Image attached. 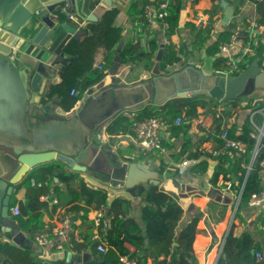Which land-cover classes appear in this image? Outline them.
<instances>
[{"label":"crops","instance_id":"0c3cea01","mask_svg":"<svg viewBox=\"0 0 264 264\" xmlns=\"http://www.w3.org/2000/svg\"><path fill=\"white\" fill-rule=\"evenodd\" d=\"M227 2L229 5L236 7L234 0ZM130 3L131 0H108L107 2L96 0L91 5V20L71 19L83 29V32L78 39L72 38L69 41L65 50L64 63L58 66L57 81L50 88L51 94H39L33 100V91L30 87H27L26 96L23 97L18 93V80H10L6 78L7 76L0 75V172L2 170L1 165L3 166V164L9 162L12 163V167H16L17 163L13 159L1 157L3 153H13L14 150L18 152L57 150L75 154L82 151L86 146H91L92 151L99 152L100 157L108 164H112V160L115 159L140 162L143 166L152 168L163 175L164 179L158 185L178 196L185 209L181 218L182 223L190 220L192 216L190 208L192 206L199 207L203 211V217L195 229L194 253L197 264H217L221 255H219L220 243L223 242L231 228L236 236H240L247 229H253V223L258 213L263 210L264 203L251 204L249 200V203L241 204L239 213L242 220L235 218L237 210L235 201L238 199V190L231 185L229 186L230 182L224 179L223 174L219 176L217 184L211 182L215 166L219 163L208 159L209 168L206 173L201 175L191 173L192 165L204 159L205 152L209 151L214 145L212 138L217 135L218 129L215 115L208 112L206 107L198 106L199 115L193 119L187 132L189 140L183 132L175 134L170 127L164 133L166 153L161 155L154 152L148 156L139 154V144L136 136L130 130L131 128L127 131L112 130L111 125L117 121L120 115L123 114L128 119L133 118L146 106L153 104L147 103L125 110L104 123L96 132L90 134L84 126L79 123L75 125L77 121L72 117L83 105L86 92L92 88L97 89L100 83L108 84L112 79L118 78L121 81L120 83L130 85L143 80L155 71L165 74L166 70L183 65L177 62L174 65H169L166 69H161L159 61L163 56L164 46L171 41L178 44L181 40H185L190 44L194 37L186 31H182L179 34H173L169 38L159 21L142 25L139 17L130 15ZM212 7L213 0H198L194 5L191 0H187L186 7L181 11L180 26H184L187 21L206 26L210 22V15L205 11ZM237 7L238 15L235 13L227 25L223 23L224 6L218 9L213 18L214 28L211 38L201 49L188 53V60L193 59L196 61V59H200L202 53L206 52L205 47L214 41L218 33L225 28H230L231 31L237 29L236 32L243 39L245 46H250L251 44L247 40L255 36V44L250 46L248 55L257 53L258 41L264 44V22L258 21V4L250 0H240ZM235 21L237 22L236 29L232 28ZM247 33L248 38H246ZM154 40L158 41L159 46L153 56L146 58L139 54L135 60H128L127 56L122 57V51L128 46V42L137 45L139 53L143 51L150 54V42ZM192 48L193 46L190 45V50ZM160 51H162L161 56H159ZM244 53L246 54L247 51L245 50ZM258 55L263 57L258 56L256 58H259V64L264 70V48L260 49ZM180 56L184 59V52ZM10 67L14 69L15 75H17L15 67L12 64ZM216 68L221 67L216 66ZM93 71L99 72L101 78L90 84L87 90L81 94L80 83L84 82L86 74ZM73 88L80 93L72 95L71 90ZM202 97L206 102L211 99L208 96ZM242 98L243 100L237 103L234 102V99L219 101L216 106V116L223 118L220 129L223 126L230 128L234 124L240 127L244 123L247 114L253 117L254 113L261 112V109L254 110V108H249L247 105L250 102L254 104L261 103L264 100V89H256L250 95ZM228 108H231L232 112L229 117L223 115L224 109ZM200 118L203 119V122H199ZM239 127L236 130L237 134L242 132ZM187 141L189 142L187 143ZM260 141V135H258L257 142ZM184 148V154H181ZM196 151L201 154L197 159L186 158L187 154ZM223 151H229V149L222 145L215 149L213 153H223ZM252 162L253 160H251L249 167ZM177 164H181V166L177 167ZM224 166L227 167L226 164ZM58 168L59 170L54 171L42 186V188L45 187L43 189L45 192L42 194H48L50 198L45 200L40 196V200L45 205L38 209L43 214L44 231L42 233L46 232L48 234L47 242L43 245L38 244L37 237L42 233L34 238L28 235L27 215L22 213L19 216H13L10 211L14 224L18 230L23 231L25 237L32 241L33 246L28 247L27 245L18 244L17 241L12 239L10 233L2 234L0 237V264H50L54 261H65L64 264H85L92 259L101 258L105 252L98 250L97 241L91 238L92 241L97 242L93 249L81 246L82 243H85V235L92 232L90 227L96 208H90L86 220L83 217V210L78 213L70 210L73 204L85 207L86 202L84 200L76 199L81 185L78 180L80 177L92 188L107 189L111 199L116 196L130 199L132 202L130 215L143 225L141 220L143 193L153 183H146L143 189H136L135 192H131L119 186H112L107 178L89 168L78 171L77 174L80 176L76 178L75 182H72L71 186L74 188V192L70 193L66 184L60 180L59 174L66 171L67 167L63 164ZM176 170L178 174L169 177V173ZM9 175L10 173L6 177H11ZM232 176V181L235 182L237 176L235 173ZM176 180L187 181L193 185H202L206 192L213 189L216 196L211 198L208 194H196L190 196L187 202H183L178 195V188L174 185ZM30 190V185L20 186L18 189L15 186L12 201L15 198L18 204H26ZM52 199H57L58 202L55 203ZM12 201L11 206L13 205ZM86 207L89 206L86 205ZM73 216H75V220H71ZM66 218L70 222L69 226L64 229L65 234L61 236L54 235L52 230L61 227ZM126 246L130 250L135 248L131 244H126ZM103 262L111 264L106 262L104 258L101 264ZM148 263L153 264V259L150 256Z\"/></svg>","mask_w":264,"mask_h":264},{"label":"trees","instance_id":"16d2710c","mask_svg":"<svg viewBox=\"0 0 264 264\" xmlns=\"http://www.w3.org/2000/svg\"><path fill=\"white\" fill-rule=\"evenodd\" d=\"M164 1H168L169 11V16L167 17L169 22V28L166 30L167 37L170 38L173 34L186 31L188 34H191L194 39L190 44L185 40H181L178 44L172 41L165 44L163 56L159 61L161 69H166L169 65H174L177 62L183 64L182 66L186 65L188 53H192L196 49H201V47L207 44L212 36L214 28V15L217 14L218 9L223 8L222 3L224 0H213V7L205 11L210 15V22L206 26L196 24L192 21H187L184 26H180L181 11L187 0H131L129 13L130 15L139 17L141 22L143 19L144 6L148 2L159 4ZM191 1L193 5L198 2V0ZM239 1L240 0H234V3H236L235 13L238 11L237 4ZM250 1H254L258 4V21L264 22V0ZM236 31L237 29L235 31H231L230 28L223 29L218 33L217 38L205 47V51L209 56L217 57L215 63L217 67H226L228 61V57L223 55L220 51V43L229 40L237 33ZM254 37L247 40L249 42L251 41L253 46L256 41V37ZM246 38H248V33L246 34ZM127 44L128 46L122 51V57L124 58L127 56L128 60H135L136 56L139 54L146 58L151 57L159 46L157 40L151 41V52L147 54L143 51L139 53L137 51L139 50L137 45L131 42ZM190 45L193 46L191 50ZM261 48H264V44L258 41L257 53L254 55L247 54L243 57L246 63H243V61L240 63L241 70L247 68L256 57L260 56L258 52H260ZM182 52H184V59L180 56ZM131 53L132 55L130 56ZM237 55H239V53ZM260 57L263 58L262 56ZM238 73V71L233 72V74ZM100 78L101 74L99 72L93 71L86 74L84 82L80 83L81 94L87 90L90 84L97 82ZM79 93L80 92H78V94ZM241 98L242 97L234 99V102H239ZM218 103V100L212 98L209 102H206L201 95L174 98L163 105H148L133 118L128 119L122 114L118 117L117 121L111 125V129L127 131L131 128L130 130H132L134 119H142L153 115H165L170 119L182 115L184 118L183 123L179 125L173 124L171 130L175 134L183 132L187 140H189L187 132L193 119L199 115L197 107H206L208 112L215 115V120L218 122L217 135L212 138L214 145L209 151L205 152V158L193 164L190 171L192 174L198 175L206 173L209 168L208 159H212L219 163L216 164L211 177L212 183L217 184L219 176L223 174L224 179L228 180L231 186L236 188L239 193L245 182L235 212V218L242 220V216L239 213L240 205L249 203L252 193L264 187V164L261 163V161L264 160V137L261 138L258 153L249 167L257 145V138L259 135L257 127H261L264 121V100L259 104L250 102L247 105V107H252L254 110L261 109V112L254 113L252 119L250 114H247L242 126L239 127L237 124H234L230 128L223 126L221 129L223 118L216 116V106ZM231 114V108L224 109V116L229 117ZM238 127L242 130L240 134L236 133ZM224 129L228 130L231 138L240 140L244 143L245 151L238 153L235 149H229V151H223V153H213L215 149L224 145V141L221 138V133ZM188 142L189 141H187V143ZM184 151L185 148L182 149L181 154H184ZM200 155L199 151H196L187 154L186 158L194 160ZM63 164L64 163L61 161L53 160L38 165L26 174L21 183L15 185L16 189L20 186L30 185L31 190L26 204L20 203L19 205L22 213L28 216L27 232L28 235L33 238L44 231V224L42 222L43 214L41 211H38V209L42 205H45V203H42L40 200L41 194L45 192L43 190L45 187L32 186L30 183L31 179L34 178L36 182L44 183L46 182L45 180H48V177H50L54 171L59 170L58 167H61ZM225 164L227 167L224 166ZM77 173L79 172L62 171L59 173L60 180L66 184L67 190L70 193L74 192V188L71 186L72 182H75L76 178L80 176ZM233 173L237 176L235 182L232 181ZM169 174V177H173L178 174V171H172ZM78 180L81 182V185L77 192L78 195L76 199L84 200L86 202L85 207L79 204H73L70 210L77 213L83 210V217L84 220H86L90 208L98 209L103 205L109 207L110 215L115 216L111 222L110 229L104 235V239L108 243L107 251L102 254L101 258L92 259L85 264H101L103 258L106 262L111 264H122L120 261L121 255H128L131 258H136L140 264H149L150 250L155 251L153 264H197V258L193 249V241L195 238L196 226L203 217V211L199 207L192 206L190 208L192 212L190 220L186 223H182L181 218L185 209L178 196L175 193L166 191L158 184H152L143 193L141 211L143 225H141V223L130 215L132 203L130 199L123 196H116L111 199L107 189L92 188L88 186L81 177ZM17 202L18 201L13 198L12 204H18ZM86 205L89 207H86ZM91 238L92 232L87 233L85 235V243H82L81 246L93 249L97 242L92 241ZM126 244L133 245L135 247L134 250H130ZM4 247L3 245V248ZM256 252H264V208L258 213L253 223V229H247L240 236H236L231 228L225 237L223 251L217 264H261L256 258ZM223 254H225V256H223ZM63 262L54 261L50 264H64Z\"/></svg>","mask_w":264,"mask_h":264},{"label":"water","instance_id":"95a60500","mask_svg":"<svg viewBox=\"0 0 264 264\" xmlns=\"http://www.w3.org/2000/svg\"><path fill=\"white\" fill-rule=\"evenodd\" d=\"M94 1L96 0H0V75L19 81L18 93L21 96H26L27 87L33 91V100L39 94H51L50 88L57 81L58 66L64 63L69 41L72 38L78 39L83 32L75 21L67 18L63 7L68 6L69 10L74 11L77 19L91 20V5ZM222 4L225 8L223 23L227 25L235 15V8L226 0ZM161 55L162 51L159 52V56ZM216 59L217 57L203 52L196 61L188 60L186 65L165 74L155 71L130 85L120 83L118 78L112 79L108 84L100 83L97 89L92 88L86 92L83 105L72 117L90 134L123 111L143 104L163 105L174 98L192 95L208 96L218 101L231 100L248 96L256 89H264V70L259 64V58H255L238 74H227L221 68H216ZM11 64L17 75L10 67ZM1 157H9L17 165L12 167L11 162L1 165L0 237L10 233L18 244L28 247H32L33 243L25 237L23 231L18 230L10 211L15 185L21 183L26 174L36 166L58 160L66 165V171L90 168L107 178L112 186L131 192L143 189L146 183L160 184L164 179L158 171L147 168L140 162L115 159L112 164H108L100 157L99 152L92 151L91 146H86L75 154L57 150H14L13 153H3ZM9 173L11 177L8 178L6 176ZM174 185L183 202L196 194H208L211 198L216 196L213 189L206 192L199 184L176 180ZM244 185L245 182L241 192ZM239 201L240 199L236 208ZM105 210L109 214V207ZM71 220H75V216ZM149 254L154 260L155 251L150 250Z\"/></svg>","mask_w":264,"mask_h":264},{"label":"built area","instance_id":"2783aa9c","mask_svg":"<svg viewBox=\"0 0 264 264\" xmlns=\"http://www.w3.org/2000/svg\"><path fill=\"white\" fill-rule=\"evenodd\" d=\"M63 10L67 13L68 19H76V14L74 11L68 9V6H64ZM169 16L168 11V1L161 2L159 4L148 2L144 6L143 10V19L141 21L142 25H148L150 22L159 21L164 30L169 28V22L167 17ZM254 37V36H253ZM249 42V41H248ZM252 46V42L250 43ZM250 45V46H251ZM250 46H245L243 43V39L240 37L238 33H235L229 40L223 41L220 43V51L223 55L228 57V61L226 63V67L221 68L227 74H233V72L241 71L240 63H246L243 60V57L247 55L250 51ZM247 51L245 54L244 51ZM239 53V55H237ZM78 90L73 88L71 90L72 95L78 94ZM252 119V116H251ZM184 118L182 115L175 117L174 119H170L165 115H153L144 117L142 119H134L132 123V132L137 138L139 144V154L142 156H148L151 153L158 152L159 154L166 153V146L164 145V133L173 125H179L183 123ZM199 122H203V119L200 118ZM255 125V123L253 122ZM256 126V125H255ZM259 130V135L264 136V121L261 127H257ZM261 136V137H262ZM221 138L224 141V147L226 149H235L238 153L245 151V145L240 140L233 139L229 136V132L227 129H224L221 133ZM256 145L253 160L255 159L260 142ZM129 158H131L129 156ZM133 158V156H132ZM264 164V160L261 161ZM181 164H177V167H180ZM32 185L42 187L44 185L43 182H36L32 179ZM231 183H229V186ZM238 199L241 197V190L238 193ZM41 198L45 200H49L48 194H41ZM53 202L57 203V199H52ZM264 201V187L252 193L250 198L251 204H260ZM105 206H101L96 209L94 212V216L92 218V223L90 229H92V239L97 241V248L99 251L106 252L108 249V243L104 239L105 233L110 229L111 222L114 219V215H110L106 213ZM11 212L13 216H19L22 214L21 208L19 204H13L11 206ZM69 219H65L62 222V226L58 228H54L52 233L56 236H61L65 234V228L69 226ZM71 224V223H70ZM47 233L44 232L40 236L37 237V242L39 245H43L47 242ZM224 241L220 243L219 255L223 251ZM256 258L261 264H264V252H256ZM120 261L122 264H140L136 258H131L128 255H121Z\"/></svg>","mask_w":264,"mask_h":264},{"label":"rangeland","instance_id":"374dc122","mask_svg":"<svg viewBox=\"0 0 264 264\" xmlns=\"http://www.w3.org/2000/svg\"><path fill=\"white\" fill-rule=\"evenodd\" d=\"M233 6V5H232ZM186 7V4H185V6H184V8ZM235 8V7H234ZM238 12L239 11H237V15H238ZM232 28H234V29H236L237 28V22L235 21L234 23H233V27ZM177 67V66H176ZM176 67H172V69L170 68V69H168V71L166 70V72H170V71H172V70H174ZM243 100V98H241V100L240 101H242ZM77 124V122L75 123V125ZM74 126V125H73ZM81 129V128H80ZM79 131V130H78ZM262 136V135H261ZM261 136H260V139H261ZM85 137V136H84ZM262 137H264V136H262ZM31 183H32V179H31ZM237 201H238V199H237ZM237 201H235V204L237 203Z\"/></svg>","mask_w":264,"mask_h":264}]
</instances>
